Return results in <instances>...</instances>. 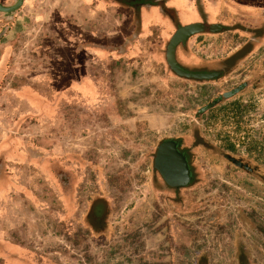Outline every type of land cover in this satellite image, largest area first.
Masks as SVG:
<instances>
[{
	"label": "rangeland",
	"instance_id": "obj_1",
	"mask_svg": "<svg viewBox=\"0 0 264 264\" xmlns=\"http://www.w3.org/2000/svg\"><path fill=\"white\" fill-rule=\"evenodd\" d=\"M242 3L234 18L194 19L227 27L193 36L195 60L178 61L190 72H226L206 81L177 78L164 57L96 61L83 41H66L80 36L60 23L58 62L47 14L15 20L0 48V264H246L236 255L243 232L255 245L247 256L264 264L254 237L262 223L255 234L264 241V151L249 146L264 141V0ZM240 54L249 62L242 75ZM243 78L252 107L242 120L196 117ZM177 137L190 148L195 181L174 195L153 155ZM223 148L258 171L236 170Z\"/></svg>",
	"mask_w": 264,
	"mask_h": 264
},
{
	"label": "crops",
	"instance_id": "obj_2",
	"mask_svg": "<svg viewBox=\"0 0 264 264\" xmlns=\"http://www.w3.org/2000/svg\"><path fill=\"white\" fill-rule=\"evenodd\" d=\"M242 1L24 0L22 8L14 15L12 21L16 23L15 20L23 15H31V17L36 15L39 17V15L47 14V30L58 41L51 44V50H55V52L53 51V57L58 62H62L61 47L64 46L63 40L66 39L60 38L62 34L59 28L55 26L60 23L66 27V33L72 31L76 36L77 32L79 33V39L68 37L66 41H72L73 43L74 41L75 43L83 41V49L80 50L87 51L96 61H98V57L104 55L109 59H121L124 62H133L132 64H135L138 60L147 61L146 63H156L161 62L163 57L165 58L166 47L169 38L176 30V23L177 25H183V20H185L184 23L192 24L195 22V17L198 18L201 15L210 17V15L220 14L221 12H229L228 14L233 17L236 12L242 13ZM9 2H12V0ZM47 4L50 6L48 12L45 9ZM248 5L251 7L250 4ZM40 7L41 9H39ZM216 18L214 21H219ZM17 28V23L13 28H9L7 32L9 39H12ZM87 38L95 43H87ZM2 40L0 41V48ZM194 40H196L195 37H191L185 45L177 47L176 60L181 64H184L185 61L195 60L187 52V49L193 47ZM79 77L92 78L87 74ZM90 84L87 83L84 87L93 88L94 85Z\"/></svg>",
	"mask_w": 264,
	"mask_h": 264
},
{
	"label": "water",
	"instance_id": "obj_3",
	"mask_svg": "<svg viewBox=\"0 0 264 264\" xmlns=\"http://www.w3.org/2000/svg\"><path fill=\"white\" fill-rule=\"evenodd\" d=\"M0 0V41L9 31L8 23L13 20L14 15L19 12L24 4V0ZM5 23V25L1 24ZM224 27L218 24L206 25L203 23H192L188 25H178L171 36L166 47V63L172 73L184 79L199 81L212 80L219 77L216 72H190L184 69L176 60V49L193 36L201 33H221ZM153 167L159 173L163 181L172 188L179 189L186 187L191 182V171L187 158L179 149V142L175 140H165L157 148L153 159Z\"/></svg>",
	"mask_w": 264,
	"mask_h": 264
},
{
	"label": "flooded vegetation",
	"instance_id": "obj_4",
	"mask_svg": "<svg viewBox=\"0 0 264 264\" xmlns=\"http://www.w3.org/2000/svg\"><path fill=\"white\" fill-rule=\"evenodd\" d=\"M222 24L223 25H221V26L224 27V31L227 30L226 29L227 27L224 25L225 23H222ZM178 25L176 23V28ZM235 57L236 58L242 57V55L241 54L235 55ZM221 63H223L222 65L227 64V62L225 60L221 61L219 64H221ZM248 63H247V59L238 58V61L236 63V68H237V71L240 75H242L245 68L249 65ZM216 73L220 74L219 77L212 79V80L222 79L225 77V74H226L225 71L216 72ZM177 78H179V77H177ZM180 79H184V78H180ZM251 82L252 81H250V79L247 80V78L241 79L239 81V83L234 88H232L228 91H224L223 93L219 94L216 98H214L212 101H210V103H208L207 106L199 109L196 117H200L203 114L208 113L207 119H211L213 117V113L215 111H217V112H219L220 115H222L223 118H225L228 114L232 113L234 116L237 117V119L239 121L242 120V115H243L244 109L252 107V101L250 99H248V102L243 100V94L246 92H249L252 89L251 88L252 87ZM169 139L179 142V149L181 152H183L185 154V156L187 158L188 166H189L190 171H191V175H192L191 182L186 187H181L179 189H175V188L169 187L163 181V179L161 178L159 173L154 169V167H153V171L156 173V175L159 176L163 186L167 190H169L174 195H179L182 191L189 189L194 184L195 171H194V167L192 166L191 160H190V148L185 144L186 141H185V138H183V137L182 138H179V137H177V138H165L162 141H160L155 148L153 159H154L155 153H156L157 148L160 145V143H162L165 140H169ZM249 146H250V148H252V150L257 151V149L258 150L262 149L264 151V141H262V143H258L255 139H253L250 141ZM226 148L229 149L232 147L229 146ZM223 160L226 161L229 165H232L233 167H235V169L238 171H243L246 173H256L258 171L257 165L253 166L251 163H248V161H246L242 157H239V156L237 157L236 154L235 155L233 154L231 149L230 150H224V148H223ZM261 224L262 223H256L255 224L256 232H259L258 233L259 235H261V230H262V229H260ZM239 232L241 233L240 230H239ZM256 232H254V237L256 238L255 244L257 243L260 247L264 246V241H262L261 238L257 237V235L255 234ZM238 243H239V248L237 249L238 253H236V255L238 256V254H239V256L240 255L244 256V259L246 260V264H253V260L250 259V257L247 256V254L249 252L256 253L255 250H253L254 249L253 247H255L254 242L251 240H248L246 237V234L243 232L239 236ZM256 247H257V245H256ZM260 247H258V248H260Z\"/></svg>",
	"mask_w": 264,
	"mask_h": 264
}]
</instances>
